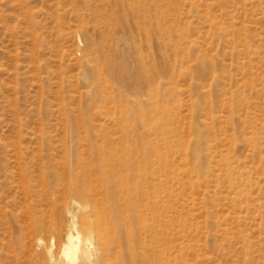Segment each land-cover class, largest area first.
Returning <instances> with one entry per match:
<instances>
[{
	"label": "rangeland",
	"instance_id": "1",
	"mask_svg": "<svg viewBox=\"0 0 264 264\" xmlns=\"http://www.w3.org/2000/svg\"><path fill=\"white\" fill-rule=\"evenodd\" d=\"M149 143L162 264H264V0H0V264L59 263L83 203L47 188Z\"/></svg>",
	"mask_w": 264,
	"mask_h": 264
},
{
	"label": "bare ground",
	"instance_id": "2",
	"mask_svg": "<svg viewBox=\"0 0 264 264\" xmlns=\"http://www.w3.org/2000/svg\"><path fill=\"white\" fill-rule=\"evenodd\" d=\"M153 124L150 130L155 133L164 129L158 122ZM160 134L164 142V133ZM148 146L92 148L98 162L96 158L79 157L66 180L58 183L61 188H47L44 197L51 205L55 193L61 198L76 194L83 203L80 206L71 198L63 202L70 224L59 263L54 264L163 263L164 237L169 227L165 219L168 203L162 191L171 162L158 143ZM147 152L156 157V162L150 163Z\"/></svg>",
	"mask_w": 264,
	"mask_h": 264
}]
</instances>
